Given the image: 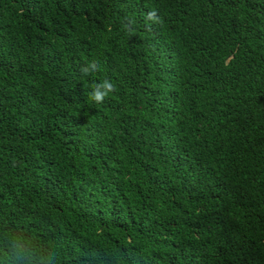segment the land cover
<instances>
[{"label":"trees","instance_id":"1","mask_svg":"<svg viewBox=\"0 0 264 264\" xmlns=\"http://www.w3.org/2000/svg\"><path fill=\"white\" fill-rule=\"evenodd\" d=\"M0 264H264V0H0Z\"/></svg>","mask_w":264,"mask_h":264}]
</instances>
